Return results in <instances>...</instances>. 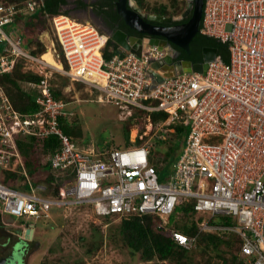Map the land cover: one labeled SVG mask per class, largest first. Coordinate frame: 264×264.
<instances>
[{
  "label": "built area",
  "instance_id": "obj_1",
  "mask_svg": "<svg viewBox=\"0 0 264 264\" xmlns=\"http://www.w3.org/2000/svg\"><path fill=\"white\" fill-rule=\"evenodd\" d=\"M43 5L44 0H0V77L18 65L41 77L31 114L19 113L0 84V170L22 167L16 137L56 136L59 146L48 161L61 178L59 195L23 194L0 178L3 212L41 218L52 207L91 205L98 217L156 215L165 227L179 205L191 202L193 213L205 216L194 220L196 235L171 230L178 246L193 249L199 233L234 235L247 264H264V0H204L199 32L226 45L228 61L217 55L204 73L185 71L161 83L147 71L167 57L166 48L147 46L136 55L117 47L114 53L95 25L69 14L50 16ZM35 13L50 23L67 64L63 68L53 43L57 73L99 92L97 101L115 106L121 121L147 114L144 131L132 129L130 146L91 154L63 133L60 119L70 121L74 113L52 95L53 67L43 53L32 54L35 46L24 50L23 41L4 29L18 16ZM106 52L112 54L108 59ZM152 113H166L167 119L150 123ZM183 122L188 130L180 153L172 172L160 179L149 162V141L165 140L166 127ZM216 218L222 223H213Z\"/></svg>",
  "mask_w": 264,
  "mask_h": 264
},
{
  "label": "rangeland",
  "instance_id": "obj_2",
  "mask_svg": "<svg viewBox=\"0 0 264 264\" xmlns=\"http://www.w3.org/2000/svg\"><path fill=\"white\" fill-rule=\"evenodd\" d=\"M68 1L69 5L64 7V9L69 12V17L80 22L91 23L90 21H92L93 24L94 22L97 24L90 8L80 10L75 7L74 0ZM85 1L89 4L94 0ZM185 2L187 5V0H142L143 7L141 9L144 13L157 16L152 12L164 5L167 13H169L167 17L179 19L187 8ZM48 24L50 25V23ZM4 29L8 34L12 32L11 37H19L23 41L22 48L24 50L29 49L28 45L24 43L26 36L23 31L14 24L5 26ZM99 30L105 34L101 29ZM44 33H47L49 39L53 40L57 55L63 64L61 51L56 47V42L53 39L52 28L46 29L38 38L42 39ZM102 37L105 36L102 35ZM50 40L47 38L40 40L47 47L46 52L42 55L44 57H47V53L52 51L53 45ZM52 65L59 67L58 63ZM63 68H65L64 65ZM17 70L23 74L26 68L24 65H19ZM51 71L52 76L48 79L49 84L52 89H55V92L59 93V99L66 102L69 111L74 113L71 123H75L74 131L79 130L80 132L79 136H75L78 140V148L91 154H98L111 148L124 146L125 124L123 122L127 119L122 121L119 119L120 113L118 109L113 105L99 103L97 101L99 92H94L86 84L73 81L69 77L57 73L54 68ZM18 82L23 91L30 95L36 93L38 82L25 79ZM129 135L133 138L134 130L132 128H130ZM153 140L151 139L149 144L153 143ZM171 145L173 153L168 158L166 157L167 159L165 158L167 161L163 164V161L161 162L162 157H164L162 154L165 155ZM180 148L173 142L152 148L149 162L156 166L160 163H162L161 165L166 164L163 173H160V179L172 172L174 160H171L179 155ZM37 155L38 159H33L32 163L33 167L38 169V171L32 178L34 180H44L48 175H52L55 180L61 179L56 178L58 177L57 172L51 171L48 155L40 153ZM47 163L49 164L48 166L46 165ZM0 176L3 177V173ZM43 186L45 187V184ZM91 207V205L52 207L45 217L39 219L40 221L42 220L41 224L35 217H26L35 226L36 230L34 233L32 231L27 232L30 235L28 238L31 239L33 237L31 241L29 240L27 251L24 253V264H169L157 261L144 262L140 259L139 254L132 255L130 249L124 246L119 236L120 218L117 216L98 217L94 214ZM203 216L205 215L192 213L191 216L183 218L173 214L169 218L168 227L170 230H176L177 224H188L191 220H195L198 217L202 218ZM11 219L16 223L20 221L14 217H11ZM9 224L12 225L11 223ZM38 225L40 226L39 228ZM197 258L201 259L203 263H208V260L210 262L211 259L208 253L203 257L199 255ZM21 259H18L19 264ZM211 262L215 263L216 259H212Z\"/></svg>",
  "mask_w": 264,
  "mask_h": 264
},
{
  "label": "trees",
  "instance_id": "obj_3",
  "mask_svg": "<svg viewBox=\"0 0 264 264\" xmlns=\"http://www.w3.org/2000/svg\"><path fill=\"white\" fill-rule=\"evenodd\" d=\"M8 2H21L24 0H7ZM116 0H95L91 3H87L85 0H74V5L77 9L84 10L88 6L92 7V10L95 14L101 16L107 21L110 27L120 28L123 31L130 32L129 28L125 25L123 20L117 14L115 9ZM139 7L142 6V0H135ZM68 0H44L43 10L50 16L65 14L68 15V11L62 12V7L68 6ZM186 5V2H185ZM152 13L157 16L167 17L166 6H160L155 9ZM190 15L179 20L172 22V25L183 24L188 21ZM48 21L44 19L39 13H35L31 16L20 15L16 18L13 23L18 29L23 31V34L26 36L25 44L29 48L35 46V50H31L32 54L40 55L45 52V46L42 43L43 38H47L48 34L44 33L43 38L39 40V35L45 32L46 29H51V25L47 23ZM115 22V23H113ZM155 24H158L154 22ZM48 24V25H47ZM168 25V24H165ZM170 26V25H169ZM88 27V25H86ZM53 34V30H52ZM53 39L56 42L55 35L53 34ZM101 43H103L106 38L101 37ZM50 42L53 45L52 40ZM35 44V45H34ZM56 47L59 48V45L56 43ZM205 47L217 48L218 55L225 61H228V52L226 45L222 44L218 40L202 35L198 32L192 39L189 44L190 51L196 53V61H202V49ZM108 48H113L114 53L117 52V45L111 42L110 40L107 43ZM60 49V48H59ZM112 54L106 52L104 58L108 59ZM47 59L52 64H57V61L54 58V51L47 53ZM63 65L67 68V64L62 58ZM19 65L14 69L12 73L5 74L0 77V84L4 88L6 94L10 98L11 103L14 108L21 114H31L37 110V106L34 102L35 94L30 95L20 87L19 80H28L33 82H39L41 77L25 71L23 74L18 69ZM52 95L54 98L59 99L60 95L58 92H55V89H52ZM147 114L142 113L140 115H134L130 119L124 121V140L125 147L131 145L129 140L130 138V128H138L139 132H143L145 125L147 123ZM167 119L166 113H152L149 115V122L156 124L162 123ZM60 128L63 133L67 135L71 141L77 144V139L75 136H79L80 132L77 130L74 131V124L72 121H67L66 119H60L59 121ZM188 130V123H174L166 127V139L153 140V147L162 144H169L173 142L177 144L180 148L182 146V141L184 135ZM17 149L20 157L22 158V170L20 172H12L8 170H2L4 174L3 183L8 185L10 188H16L12 183L17 181L25 182L23 186L18 187L20 190L30 189L28 186L36 187L38 184H45L47 190L44 192L45 197L53 196L58 197L59 187L61 180H55L52 175H48L44 180H34L32 177L38 171L33 167V159H38V153L45 154L46 156L50 153H53L59 146V142L56 136H50L47 139H39L37 137L30 136H19L15 138ZM141 141L137 139L134 144H140ZM172 145L165 152V155L162 154L161 162L163 164L167 161L166 159L172 154L171 150ZM181 149V148H180ZM171 152V153H170ZM167 157V158H166ZM172 157H174L172 155ZM171 157V158H172ZM166 158V159H165ZM175 159V158H174ZM172 159L171 161H173ZM160 163L156 166L159 173H163L165 165ZM49 165L48 163L46 164ZM52 172L54 170L51 169ZM50 173V171H49ZM28 181L30 185H28ZM10 182V183H9ZM193 207L191 202L183 203L179 205L175 212L173 213L176 216H182L186 218L191 216L193 213ZM160 219L156 215H142V216H131L126 219H120L119 223V236L125 247L129 248L132 255L139 254V257L144 262H167L169 264H247L243 258L239 256L240 240L234 235L228 234H216V233H199L196 239V244L193 249L187 250L183 247L178 246L171 237V230L166 226H159ZM213 223H222L220 218H216ZM179 223V222H178ZM177 232H181L190 236L196 235L198 232L197 224L194 220H191L190 223H179L176 226ZM98 246V244H97ZM206 253L211 257L210 262H202L201 259L197 258L199 255L203 257ZM212 259H216V262H211ZM220 261V262H219Z\"/></svg>",
  "mask_w": 264,
  "mask_h": 264
},
{
  "label": "water",
  "instance_id": "obj_4",
  "mask_svg": "<svg viewBox=\"0 0 264 264\" xmlns=\"http://www.w3.org/2000/svg\"><path fill=\"white\" fill-rule=\"evenodd\" d=\"M203 4L204 0H187V8L183 15L179 19H174L144 13L134 0H117L116 8L119 17L129 29L144 36L142 38L129 37L126 32L120 29L107 33V36L123 53L130 52L140 55L147 45L157 46L161 49L166 48L170 44H174L189 52V44L199 32ZM189 15L187 22L179 25H170L172 22L179 21ZM149 21L158 24H151ZM153 36H157L158 39ZM217 55V48L205 47L202 49V61L200 63H192L185 60L173 61L170 58H165L152 64L147 74L155 83H161L164 78L172 77L185 71L204 73L208 63L214 61ZM29 231L33 232L32 225L25 230V237ZM7 261L9 259L0 260V264H6Z\"/></svg>",
  "mask_w": 264,
  "mask_h": 264
},
{
  "label": "crops",
  "instance_id": "obj_5",
  "mask_svg": "<svg viewBox=\"0 0 264 264\" xmlns=\"http://www.w3.org/2000/svg\"><path fill=\"white\" fill-rule=\"evenodd\" d=\"M64 7H66V6H64ZM64 7H62V11L65 12L66 10L64 9ZM90 22H91V24H93L92 21H90ZM93 25L96 26L95 22ZM13 168H14V170H12V172L18 173V172H20V170H22L21 166L16 167V165H15V166H13ZM1 173H3V177H1V176L0 177L3 180L5 173L2 170H0V175H1ZM24 183L25 182L19 180L17 182L12 183V185L16 187V188H14L15 190H17L23 194H30L32 191H34V193H36L38 196L45 197L43 194L46 190L45 191L44 190L42 191L39 189L35 190V188H37V187L44 188V186H43L44 184H38V185H36V187L28 186L30 188L28 190L24 189L25 187H23V189L20 190L18 187L23 186ZM28 185H30L29 181H28ZM11 217H13V216H10V215L3 212V205L0 203V260H3L7 257V259H11V260L13 258L12 261L14 262V259L16 260V257L20 253V251H23L24 253L27 251L28 242H29V240L31 241L33 236L31 237V239L28 238L30 236L28 233H27L26 237L24 236L25 228L31 227V225H32L26 217H21V218L14 217V218L20 220L18 223L13 221L11 219ZM42 217H45V215H43ZM36 219L38 220L39 224H41L42 220L41 221L39 220L40 217L36 218ZM7 220H8V222H7ZM9 223H11L12 225H10ZM32 227H33V233H34L36 228L34 225H32ZM39 227L40 226L38 225V228ZM11 260H10V263H12Z\"/></svg>",
  "mask_w": 264,
  "mask_h": 264
},
{
  "label": "flooded vegetation",
  "instance_id": "obj_6",
  "mask_svg": "<svg viewBox=\"0 0 264 264\" xmlns=\"http://www.w3.org/2000/svg\"><path fill=\"white\" fill-rule=\"evenodd\" d=\"M116 2H117V0L115 1V9L117 11ZM135 3H136L137 6H139L136 1H135ZM90 9H91L90 11H91V14H92L93 18L96 20V22L98 24V25L96 24V26L99 29H101L103 32H105L107 34V33H112L114 31L120 29V28H117V26L119 24L114 25L116 27H113V28L110 27V25L107 23V21L105 19H103L101 16H99V15H97V14H95L93 12L92 7H90ZM141 11L144 12L142 9H141ZM149 22L151 24H155L152 21H149ZM113 23H115V22H113ZM170 25H172V24H170ZM129 31L130 32L124 31V32H126L128 34L129 37L142 38L144 36L143 34H139V33L135 32L132 29H129ZM153 37L155 39H158L157 36H153ZM147 46H149V45H147ZM166 49H167V57L166 58H170L173 61L185 60V61H190L192 63H199V62L196 61V53L190 51V49H189V52H186V51H184L183 49H181L180 47H178V46H176L174 44H170L169 46H166ZM19 258H22L20 260V262H21L20 264H24V259H23L24 258V252L23 251H20V253L17 255V257H16L17 261L14 259V262H13L12 261L13 258H12V260L9 259V261H7L6 264H11L10 260H11L12 264H19V260H18ZM5 259H7V257Z\"/></svg>",
  "mask_w": 264,
  "mask_h": 264
},
{
  "label": "bare ground",
  "instance_id": "obj_7",
  "mask_svg": "<svg viewBox=\"0 0 264 264\" xmlns=\"http://www.w3.org/2000/svg\"><path fill=\"white\" fill-rule=\"evenodd\" d=\"M138 7H139V6H138ZM42 59L45 60L48 64H50L53 68H58V69H59V67H57V66H55V65H52V63H50V62L48 61L47 57L42 56ZM95 79H96V78H95ZM91 81H93V79H91ZM94 81H96L97 83L103 84V81H100V80H98V79H96V80H94Z\"/></svg>",
  "mask_w": 264,
  "mask_h": 264
},
{
  "label": "clouds",
  "instance_id": "obj_8",
  "mask_svg": "<svg viewBox=\"0 0 264 264\" xmlns=\"http://www.w3.org/2000/svg\"><path fill=\"white\" fill-rule=\"evenodd\" d=\"M109 40H110V38H109ZM27 228H28V227H27ZM27 228H25V230H26Z\"/></svg>",
  "mask_w": 264,
  "mask_h": 264
}]
</instances>
